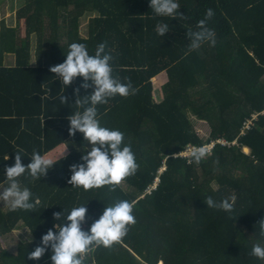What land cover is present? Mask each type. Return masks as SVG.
I'll list each match as a JSON object with an SVG mask.
<instances>
[{
    "label": "trees",
    "instance_id": "obj_1",
    "mask_svg": "<svg viewBox=\"0 0 264 264\" xmlns=\"http://www.w3.org/2000/svg\"><path fill=\"white\" fill-rule=\"evenodd\" d=\"M20 2L14 20L0 22V191L8 187L4 170L15 153L25 165L34 149L46 155L65 146L68 153L40 179L27 171L17 178L32 193V210L12 211L0 201V237L21 224L35 243L20 242L13 254L0 244V264H51L50 248L39 261L28 256L49 229L55 232L54 224L66 225L64 217L84 205L87 231L120 200L133 203L136 223L110 248L83 254V264H264L250 255L254 244L264 246L256 224L264 218V0H177L182 16L175 19L156 16L150 0ZM208 9L215 43L189 51V34L201 31ZM160 23L170 28L163 37L156 32ZM74 42L90 55L106 42L112 76L138 89L96 106L101 126L124 133L139 165L114 190L68 184L70 165L83 163L90 150L82 133L68 134L67 117L83 111L73 103L83 81L77 77L65 88L49 69L66 59ZM161 74L155 99L152 80ZM92 91L81 88L79 95ZM190 117L208 125L207 138ZM209 143L199 164L180 155ZM206 197H235L233 209L207 208ZM55 212H62L60 221Z\"/></svg>",
    "mask_w": 264,
    "mask_h": 264
},
{
    "label": "clouds",
    "instance_id": "obj_2",
    "mask_svg": "<svg viewBox=\"0 0 264 264\" xmlns=\"http://www.w3.org/2000/svg\"><path fill=\"white\" fill-rule=\"evenodd\" d=\"M150 9L156 16H167L175 19L179 13L180 5L177 0H150ZM180 16H182L179 13ZM214 15L212 9L205 13V19L198 22L201 31L190 33L191 43L189 51L198 49L203 42L215 43V34L206 27V21ZM170 31L169 24L160 23L156 26V32L163 37ZM106 42L97 45L95 54L90 55L84 43H72L69 45L66 59L55 66L50 67V72L55 74L66 87L70 86L77 78H82L83 83L74 90L75 100L73 103L83 111H76L69 115L68 134H83L84 141L90 145V150L81 155L83 163L70 165L71 176L68 184L73 187H81L87 191L102 186L119 185L128 176L134 175L139 168L130 145H124V133L102 127L97 118L98 104H107L110 98L119 95L127 97L135 95L138 91L131 81L120 82L112 76L110 61L113 57L105 52ZM90 82V83H89ZM93 88L90 95L80 96V89ZM61 104H66L67 97L63 94L59 97ZM123 145V146H122ZM64 154V153H63ZM209 149L207 146H193L188 155L192 161L199 164L206 156ZM22 155L17 152L14 163L5 167V176L9 182L8 187L0 191V201L6 202L12 211L18 209L32 210L35 204L31 202L32 193L28 188H21L17 178L26 171L33 180L45 176L48 169L55 163L52 159L33 150L30 162L22 163ZM8 159V156H7ZM6 159V160H7ZM185 159H188L185 157ZM235 197L225 198L219 202L212 197H206L204 203L207 208L231 212ZM36 204L39 203L37 200ZM133 203L120 200L103 209L102 214L96 219L87 231L82 230V224L86 220L88 209L82 205L74 207L64 217L65 224H54L55 232L49 229L41 238L40 246H37L28 256L30 260H38L46 249L51 250V264H83L82 255L94 250L95 247L103 246L110 248L114 243L121 241L127 234L128 226L134 225L136 219L133 213ZM62 212L53 213V219L60 221ZM259 235L264 237V218L257 223ZM250 255L264 260V246L256 243L252 246Z\"/></svg>",
    "mask_w": 264,
    "mask_h": 264
},
{
    "label": "rangeland",
    "instance_id": "obj_3",
    "mask_svg": "<svg viewBox=\"0 0 264 264\" xmlns=\"http://www.w3.org/2000/svg\"><path fill=\"white\" fill-rule=\"evenodd\" d=\"M19 3H21L20 0H0V22L4 21L6 23H10L11 21H13L15 17V11L19 7ZM86 22L87 20L84 22L82 21L81 24L82 26L80 27V33L82 35L85 34L86 24H87ZM18 24H19L18 27H20L21 32L23 33V23L20 22ZM21 32L20 34L22 35ZM163 82H164V78L162 74L152 80L153 96L155 99H159L161 95L160 88ZM190 118L195 131L204 138H207L209 134L208 125L205 122L195 120L193 117ZM211 144L212 143H209L206 146L209 147V145ZM244 152L248 153L247 150H244ZM67 153H68L67 148L65 146H60L58 149H55L43 156H46L52 159L53 161H56L64 157ZM20 242H22L28 248L34 246L35 244L28 236V230L24 228L21 224H18L14 230H12L10 233L6 235V237L3 236L0 237V244L3 246V248H5L8 252L12 254L15 253L16 246ZM41 258L38 259V261L41 260Z\"/></svg>",
    "mask_w": 264,
    "mask_h": 264
},
{
    "label": "built area",
    "instance_id": "obj_4",
    "mask_svg": "<svg viewBox=\"0 0 264 264\" xmlns=\"http://www.w3.org/2000/svg\"><path fill=\"white\" fill-rule=\"evenodd\" d=\"M251 121H248L246 123L243 124V130L246 129V128H249V125H250ZM243 130L241 131V133H243ZM220 142L221 144H226L224 141H218ZM192 147H187L185 152L181 153L180 155L183 156V157H187L189 158V155L188 153L191 151Z\"/></svg>",
    "mask_w": 264,
    "mask_h": 264
},
{
    "label": "crops",
    "instance_id": "obj_5",
    "mask_svg": "<svg viewBox=\"0 0 264 264\" xmlns=\"http://www.w3.org/2000/svg\"><path fill=\"white\" fill-rule=\"evenodd\" d=\"M16 24H15V22H13V26H15ZM6 59L4 58V61H5ZM160 98V97H159Z\"/></svg>",
    "mask_w": 264,
    "mask_h": 264
},
{
    "label": "bare ground",
    "instance_id": "obj_6",
    "mask_svg": "<svg viewBox=\"0 0 264 264\" xmlns=\"http://www.w3.org/2000/svg\"><path fill=\"white\" fill-rule=\"evenodd\" d=\"M244 150H246V149H244Z\"/></svg>",
    "mask_w": 264,
    "mask_h": 264
}]
</instances>
